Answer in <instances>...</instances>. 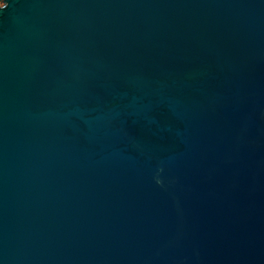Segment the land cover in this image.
Wrapping results in <instances>:
<instances>
[{"label":"water","instance_id":"obj_1","mask_svg":"<svg viewBox=\"0 0 264 264\" xmlns=\"http://www.w3.org/2000/svg\"><path fill=\"white\" fill-rule=\"evenodd\" d=\"M0 264H264V0H0Z\"/></svg>","mask_w":264,"mask_h":264}]
</instances>
